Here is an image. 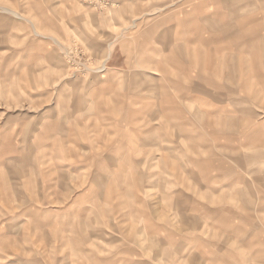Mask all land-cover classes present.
<instances>
[{
	"label": "rangeland",
	"instance_id": "374dc122",
	"mask_svg": "<svg viewBox=\"0 0 264 264\" xmlns=\"http://www.w3.org/2000/svg\"><path fill=\"white\" fill-rule=\"evenodd\" d=\"M244 1L0 0V264H264V44H201Z\"/></svg>",
	"mask_w": 264,
	"mask_h": 264
},
{
	"label": "crops",
	"instance_id": "0c3cea01",
	"mask_svg": "<svg viewBox=\"0 0 264 264\" xmlns=\"http://www.w3.org/2000/svg\"><path fill=\"white\" fill-rule=\"evenodd\" d=\"M218 1H222V2H225V3H227V2H229V4L231 3V0H218ZM239 2H241V0H239ZM242 2H245L244 0H242ZM195 21H197V19L196 20H192V23L193 22H195ZM202 21H203V23L204 24H206V25H208L209 27H210V25H212V24H214V21L209 17V16H206V15H204L203 17H202ZM151 28H153L152 26H150L148 29H151ZM211 28V27H210ZM210 31V33L212 34V36H211V38H210V40H206V41H204V40H202L201 39V41H202V43L201 44H206V45H208L209 43H211V42H216V41H214V39H219L221 42H229V48L231 49V50H240L241 52L243 51V50H247V48H249V49H252L253 51L254 50H258V49H260V46H261V44L263 43L264 44V34H263V36H262V39L260 38V34H259V32L261 31H263V33H264V28H262L261 30L260 29H258V28H254V29H252V30H246L245 32H241V33H243V34H240V35H236V36H232L231 38H229V37H221L220 35H214L213 34V32L214 31H216V30H213V29H210L209 30ZM213 31V32H212ZM220 31H222V34H226L227 32H228V28H223V29H221ZM147 33V32H146ZM151 40H154L153 41V44H155V45H159V44H162V42H163V40L160 38V37H157L155 34H154V32H152L151 30H148V33H147V35H146V37H145V42H146V44L147 43H149V42H151ZM197 41H199V40H197ZM163 44H165V43H163ZM209 49H212V48H210L209 46H207ZM261 50L263 51V48H262V46H261ZM163 53H167L165 50H163L162 51ZM151 53H152V51L151 52H148L147 50H146V54H144V61H143V66H147V67H149V70L147 71V72H149V74H148V76L150 77L152 74L154 75H156V74H158V73H156L155 71H162L163 69H162V67L163 66H159V67H156L157 66V63H155V61L153 62V67L154 68H151V66H152V61H151V59H152V57H151ZM154 53V52H153ZM160 53V52H159ZM209 54V52H204L203 53V55H208ZM257 54V53H256ZM262 55L264 56V54H263V52H262ZM148 56V57H147ZM166 62H175V60H174V58L173 57H169L167 60H165ZM224 63L228 66V62H226V59L225 60H223V63L221 64L222 65V67H223V65H224ZM170 65H172L173 66V64H170ZM221 65H219L218 63H217V67H219V66H221ZM167 66V65H166ZM221 67V68H222ZM255 67H256V65H255ZM254 67V68H255ZM221 68H220V70H221ZM214 69H215V67L212 69V71H211V73H210V75H208V72L210 71V70H205L204 72H201V71H198V68L196 67V71L195 70H192L193 71V73H195V75H197V74H200V76H199V78L202 80V82H204V83H207V84H211V85H213L214 87L216 86V83H215V81H216V75L214 74ZM119 71V70H118ZM150 73H151V75H150ZM114 87H116V86H114ZM5 88H6V86L5 85H2L1 86V84H0V95L2 96V94H4L5 93ZM173 91H178L177 89H174V88H171ZM189 89L193 92V91H196L198 94H205V95H207V97H209L210 99H212V93H208V92H206L205 90H204V88L202 87V86H198V85H193L192 83H190V86H189ZM172 98H168L167 100H166V104L169 102L170 103V105H173V104H175L176 103V98H177V96H175V97H173V95L171 96ZM93 100H95L93 103H94V105H96V104H98V103H102L101 102V100H100V97L99 96H96L95 98H93L92 97V100H91V102L93 101ZM212 101H213V99H212ZM170 110L173 112V109L172 108H170ZM174 112L175 113H177V109L175 108L174 109ZM173 112V113H174ZM194 115H196V116H198L199 114H194ZM213 115V114H212ZM214 116V115H213ZM216 125H219L218 123L216 124ZM223 129H222V133H217V134H220V135H223V133H224V131L225 130H228V129H231L232 128V126H230V121L229 122H227L226 121V123L223 121V125L221 126ZM227 132V131H226ZM206 133H208V132H206ZM186 134V133H185ZM208 134H210V133H208ZM227 134V133H226ZM210 135H212V134H210ZM167 149H169V148H166V150ZM193 151H195L194 150V148L192 147L191 148V151L190 152H193ZM193 164H194V162H192ZM212 178H214V177H212Z\"/></svg>",
	"mask_w": 264,
	"mask_h": 264
},
{
	"label": "bare ground",
	"instance_id": "6f19581e",
	"mask_svg": "<svg viewBox=\"0 0 264 264\" xmlns=\"http://www.w3.org/2000/svg\"><path fill=\"white\" fill-rule=\"evenodd\" d=\"M52 33V32H51Z\"/></svg>",
	"mask_w": 264,
	"mask_h": 264
}]
</instances>
